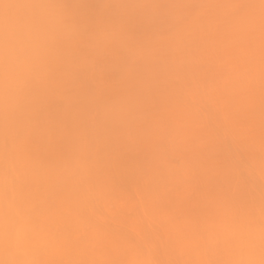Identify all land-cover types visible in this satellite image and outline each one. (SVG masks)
Listing matches in <instances>:
<instances>
[{
  "label": "bare ground",
  "instance_id": "1",
  "mask_svg": "<svg viewBox=\"0 0 264 264\" xmlns=\"http://www.w3.org/2000/svg\"><path fill=\"white\" fill-rule=\"evenodd\" d=\"M6 28L0 172L51 242L0 264H264L260 0H0Z\"/></svg>",
  "mask_w": 264,
  "mask_h": 264
},
{
  "label": "snow or ice",
  "instance_id": "2",
  "mask_svg": "<svg viewBox=\"0 0 264 264\" xmlns=\"http://www.w3.org/2000/svg\"><path fill=\"white\" fill-rule=\"evenodd\" d=\"M156 9L157 15L155 23L162 39L167 38L168 31L172 28H178L185 23L189 17L174 16L171 9L175 7L187 8L191 13L198 9L197 4L181 5H151ZM238 15L241 10L247 6L238 4L234 6ZM261 10V32L262 41H264V0H260ZM243 22H251L250 17H242ZM59 23L69 24L70 21L61 18ZM110 34H105L104 39H110ZM183 35L177 32L174 40L179 43ZM19 36L10 28H6L3 39L0 40V50L3 52L5 76L10 82L13 72L18 67L17 48ZM264 62V56H262ZM37 210L28 204L22 202V195L18 190L17 168L14 161L9 159L2 172H0V250L13 252L25 249L38 244L51 242L50 236L45 233L36 224ZM261 239L264 240V206L261 208ZM149 264H159L157 261H151Z\"/></svg>",
  "mask_w": 264,
  "mask_h": 264
}]
</instances>
